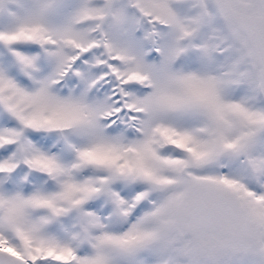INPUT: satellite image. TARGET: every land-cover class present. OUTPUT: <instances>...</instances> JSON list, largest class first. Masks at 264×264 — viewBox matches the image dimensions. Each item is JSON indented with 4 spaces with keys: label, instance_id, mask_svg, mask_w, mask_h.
<instances>
[{
    "label": "snow or ice",
    "instance_id": "6c2138e0",
    "mask_svg": "<svg viewBox=\"0 0 264 264\" xmlns=\"http://www.w3.org/2000/svg\"><path fill=\"white\" fill-rule=\"evenodd\" d=\"M0 264H264V0H0Z\"/></svg>",
    "mask_w": 264,
    "mask_h": 264
}]
</instances>
